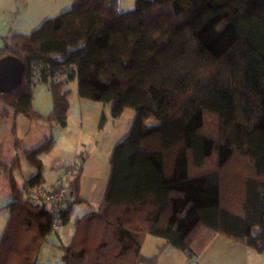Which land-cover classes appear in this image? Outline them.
<instances>
[{"label":"trees","instance_id":"1","mask_svg":"<svg viewBox=\"0 0 264 264\" xmlns=\"http://www.w3.org/2000/svg\"><path fill=\"white\" fill-rule=\"evenodd\" d=\"M0 50L24 65L20 87L0 94L2 116L64 127L71 82L112 119L134 112L108 158L99 209L59 246L62 264H157L167 246L194 260L216 236L264 254V0H134L125 9L120 0H72L29 34L3 37ZM33 66L52 101L45 116L32 104ZM12 134L17 143L15 124ZM52 145L24 150L36 168L25 190L42 185L36 156ZM84 160L68 181L63 225L84 203ZM13 167L17 159L0 158L13 193L0 264H40L50 216L16 191ZM146 236L164 241L151 256L141 253Z\"/></svg>","mask_w":264,"mask_h":264},{"label":"crops","instance_id":"2","mask_svg":"<svg viewBox=\"0 0 264 264\" xmlns=\"http://www.w3.org/2000/svg\"><path fill=\"white\" fill-rule=\"evenodd\" d=\"M122 2L123 0H120V6L125 9ZM71 3L72 0H0V44L3 41V37H9L15 33L29 34L37 29L46 19L66 11ZM22 4L24 6L20 7ZM44 87L47 89L46 86ZM68 87L71 89V94L69 96V109L65 126L60 127L54 122L39 120L46 123L49 132H43L40 138L41 141L39 140L36 145L31 144L21 147L20 141L32 130L33 121H28L22 115L13 117L15 129L18 127L19 131V133L16 132L15 137L18 138V142L15 143L13 141L11 155L14 158L12 161L10 163H4L2 161L7 166H11L14 159L18 160V167H13L14 169L11 171V174L16 191L17 183H21L22 193H24L22 194V198L24 199L25 188L23 184L36 174V168L28 163L24 150L35 149L46 139L53 140V145L48 152L36 156L42 168V185L46 186L54 185L66 169L71 167H75L76 169L78 161L85 157L81 168L79 191V197L84 203L73 205L68 221L62 226L59 232L54 233L56 235L55 243L58 246H67L69 244L74 233L75 222L80 217L86 213L96 212L99 209L107 189L110 175L108 158L112 148L128 134L134 117V112H128L129 109H126L119 118L112 119L108 105L80 100L76 94L75 82L69 83ZM47 93L50 97L48 89ZM43 94L45 92H42L41 95L40 93L39 95L36 94L35 96L33 91L32 104L35 111L45 116L51 112L52 104L48 113L39 112L36 102L41 106L45 100V95ZM1 109L0 105V120L10 115L6 114L2 116ZM123 117H126V119ZM106 132L108 133L104 134ZM19 139L21 140L19 141ZM95 152L97 153L94 154ZM29 165L34 167L35 171ZM1 169L3 171L2 176L5 177L4 169ZM23 169H27V171L23 172ZM8 184L10 185L9 181ZM11 196L13 197L12 190ZM2 212H4V215H8L6 207H4ZM215 239H221L225 245L227 243V240L222 236H216ZM163 242L160 238L146 236L141 247V253L144 256H151L156 253V247ZM147 244L150 246L148 251L145 252L144 248ZM180 256L186 258L181 251L167 246L160 254L157 264H180ZM194 260L196 264H199L197 258H194Z\"/></svg>","mask_w":264,"mask_h":264},{"label":"rangeland","instance_id":"3","mask_svg":"<svg viewBox=\"0 0 264 264\" xmlns=\"http://www.w3.org/2000/svg\"><path fill=\"white\" fill-rule=\"evenodd\" d=\"M134 0H123L122 5L125 8H130L133 4ZM24 6L23 4L20 5ZM2 57V55L0 56ZM45 90V91H42ZM35 96L36 94L40 95L42 92H45L44 102L41 104V106L36 102V106L39 109V112L42 111L45 113H48L49 109L51 108V97L48 96L47 89L43 86H40L38 88L33 89ZM128 112H131L129 110ZM47 115V114H46ZM126 116V115H125ZM13 115L10 114L9 116H6L0 120V151H1V159L4 163H10L14 156H12V146L14 137L11 134V130L13 129ZM126 119V117H123ZM35 122V123H34ZM150 123H153L150 121ZM17 127V125H16ZM30 133L24 138L19 139L21 142V147L27 146V145H36L43 132L48 133V127L46 123L39 121V120H33L32 127H31ZM16 132L19 133L18 127L15 129V137ZM108 132L104 133L107 134ZM18 139V138H16ZM41 141V140H40ZM30 147V146H28ZM95 152L94 154H96ZM35 171V168L30 166ZM27 168V167H26ZM27 171V169H23V172ZM2 169L0 170V238L3 234L5 223L7 220L8 215H4V212L2 210L4 207H6L7 203L12 200L11 196V187L8 184V174H5V177L2 176L3 174ZM26 173V172H25ZM29 175V174H28ZM2 176V177H1ZM19 177V176H18ZM20 179V177H19ZM46 186V185H45ZM17 191L22 193L21 183H17ZM25 197V195H24ZM62 228V227H61ZM60 231V230H59ZM58 231V232H59ZM57 233V232H56ZM56 235L54 233L50 234L48 236L47 241L41 246L37 262L40 264L50 263V264H60L62 263L61 255L62 251L60 250L58 244L55 243ZM225 240H227L226 245L224 244V241L222 242L221 239H213L201 252L198 257V263L199 264H264V254H258L250 249H247L243 247L241 244L223 237ZM149 246L144 248V251H148ZM199 258V259H198ZM180 264H186V258H182L180 256L179 258ZM195 262V261H194ZM196 264V262H195Z\"/></svg>","mask_w":264,"mask_h":264},{"label":"built area","instance_id":"4","mask_svg":"<svg viewBox=\"0 0 264 264\" xmlns=\"http://www.w3.org/2000/svg\"><path fill=\"white\" fill-rule=\"evenodd\" d=\"M2 52L0 50V56ZM1 58V57H0ZM33 72L31 74V86L38 88L41 86V78L36 67H32ZM75 167L68 168L64 171L57 182L52 186L37 185L29 187L25 190V199L29 201H36L43 204L50 216L51 230L56 233L63 226V220L61 212L66 208L69 202V189L68 181ZM186 264H195L191 257H186Z\"/></svg>","mask_w":264,"mask_h":264},{"label":"water","instance_id":"5","mask_svg":"<svg viewBox=\"0 0 264 264\" xmlns=\"http://www.w3.org/2000/svg\"><path fill=\"white\" fill-rule=\"evenodd\" d=\"M118 7V1L113 3ZM24 65L22 61L11 55L0 58V94L17 90L22 81Z\"/></svg>","mask_w":264,"mask_h":264}]
</instances>
